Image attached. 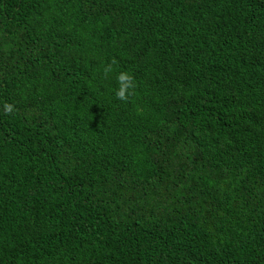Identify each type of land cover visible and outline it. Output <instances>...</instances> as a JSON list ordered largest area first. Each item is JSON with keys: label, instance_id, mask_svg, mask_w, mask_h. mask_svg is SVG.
<instances>
[{"label": "trees", "instance_id": "obj_1", "mask_svg": "<svg viewBox=\"0 0 264 264\" xmlns=\"http://www.w3.org/2000/svg\"><path fill=\"white\" fill-rule=\"evenodd\" d=\"M0 264H264V0H0Z\"/></svg>", "mask_w": 264, "mask_h": 264}, {"label": "clouds", "instance_id": "obj_2", "mask_svg": "<svg viewBox=\"0 0 264 264\" xmlns=\"http://www.w3.org/2000/svg\"><path fill=\"white\" fill-rule=\"evenodd\" d=\"M104 72L105 74L112 72L111 66L106 67ZM115 80L117 83V87L114 91L115 97L120 101H126L131 94V90L135 87V81L132 75L126 71H120L115 74ZM4 111L6 113H11L13 111V106L11 104H5Z\"/></svg>", "mask_w": 264, "mask_h": 264}]
</instances>
